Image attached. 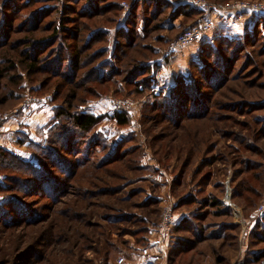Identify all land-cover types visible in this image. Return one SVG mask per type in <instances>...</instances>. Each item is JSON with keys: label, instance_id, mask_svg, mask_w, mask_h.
<instances>
[{"label": "rangeland", "instance_id": "obj_1", "mask_svg": "<svg viewBox=\"0 0 264 264\" xmlns=\"http://www.w3.org/2000/svg\"><path fill=\"white\" fill-rule=\"evenodd\" d=\"M26 1L0 0V42L4 40L2 35H7V25H11L14 30L7 41L9 44L3 50L1 47L0 52L8 50L14 55L30 52L32 49L25 45L27 42L24 40L28 27L34 24V35L41 39L49 37L53 21L71 17L65 23L70 31L78 28L81 23L89 24L80 33L83 36L95 31L102 23L110 25L109 29H105L108 35L105 59L109 62L116 42L115 33L120 28L126 29V21L134 20L135 14V19L138 20L151 19L150 8L153 10L157 3V0H149L151 4L146 0H123L116 12L115 5L120 0H104L98 6L101 7L100 10L109 6L103 15L85 17L65 14L64 10L61 14V8L66 3L64 0L58 3L37 0L23 12L22 5ZM168 1L174 3L184 0ZM205 1L214 9L220 10L233 4H264V0ZM89 3L90 0H75L68 4L82 12ZM160 5L161 2H158L156 10ZM172 11L173 8L166 10L165 14L171 15ZM230 12L240 13L236 18L248 16L247 25H253L264 17V12H254V9L229 10L224 14ZM201 13L204 21H212L215 16L212 24L216 23L217 29L211 41L216 35L232 39V42H223L214 47L212 57L203 58V61H200L198 55L204 38L194 43L193 45H198L197 53L183 71V75L187 76L189 71L196 70L197 68H193V62H196L199 66L206 64L209 72L213 73L209 81H213L215 86L219 85L218 90L212 92L213 86L201 89L202 94L211 97L208 104L210 112L204 118L187 121L184 120L185 117L179 121L178 117L179 126H173L175 121L172 118L167 121L161 105L156 106L161 99L157 96L164 98L169 94L170 87L174 85L172 83H175L170 82L171 78H175V73H179L184 67L180 62L182 69L177 71L179 65L176 64L179 62L173 58L172 46L167 49L165 42L169 40L175 43L180 33L191 24V20L179 13H172L173 21L168 25L176 29L156 31L153 28L148 34L150 38L136 41L135 48H127L128 39L121 40L126 54L115 68L119 69L122 64L120 69L123 73L122 76L113 78H118V82L123 83V86L119 85L123 89L115 90V83L112 81L101 85L100 90L109 96L90 103L86 108V112L100 120L94 131L88 134L90 138L79 141L74 146L76 155H73V151L59 152V158L66 166L86 152L92 155V165L73 179H66L64 168L56 163L51 162V166H47L40 148L51 139L50 129L59 126L55 121L52 98H55V103L60 107L70 112L82 105L83 103H75L72 106L69 99L74 95L76 86L80 85V89L84 87L87 91L93 89L95 83L84 77L89 68L72 70L68 63L58 64V59L53 54L62 43L59 42L36 55L41 58L42 67L50 69L43 71L39 65L40 72L34 77L37 80L29 81V77L33 78L31 73L18 69L23 78L21 86L27 88L22 92L8 82V78L14 74H4L6 79L0 80V102L5 97L7 103L0 105V147L12 150L34 165H42L53 181L66 187L63 186L54 202L52 194L49 195L43 187L47 179L39 182L31 192L21 184L22 193L14 197L21 199L27 208L19 212V215L15 214L16 210H10L9 205L2 208V211L9 212L10 217L5 218L6 220L18 223L6 227L0 221V264H132L138 256L136 248L148 245V239L159 226L165 208H172L177 221L188 214L195 215L194 223L201 225V230L197 236L190 232L177 234L172 231L170 240H174L166 247L164 260L162 252L157 255V259L162 262L159 263L158 260L157 264H264V240L257 237H264V220L262 228H256L257 222L264 218V24L260 29L256 28L257 32L248 41H243L241 37L247 31H252V26L246 29L245 25V28H234L232 32H226L229 29L227 22L231 18H221L219 14L222 12L213 15ZM114 14L116 21L112 20ZM160 17L151 19L153 22L149 23L157 25ZM163 17L165 16L162 15ZM159 38L163 40L160 41ZM50 43L53 45L54 42ZM151 48H159L162 51L159 55L165 59L169 55V63L165 65L159 60L162 57L157 59L160 65L154 66L150 76L148 75L152 80L151 88L141 89L144 92L138 95L133 92V84H130L136 78L131 72L135 71L134 67L140 62L159 57L158 54H151ZM165 50L168 52H164ZM180 50L185 51H180V54L186 53L185 48ZM2 58L0 56V62L5 67ZM136 59L139 61L126 66L128 60ZM181 60L184 63L185 58ZM55 64L60 65L61 72L66 75L72 73L71 79L62 82L61 77L54 76L52 72L57 69ZM51 65L55 67L52 68ZM195 74L197 77L194 81L197 84H208V80L201 74L198 75L197 70ZM147 77L140 82L144 83ZM38 85H41V91L37 94L35 92ZM156 89L160 92H156ZM15 90L17 92L14 94ZM29 101V107L25 108ZM119 103H123L125 109L119 107ZM117 111L129 117L130 123L127 126H118L112 119ZM187 111L191 112L190 104ZM5 115L8 118L1 120ZM9 122L10 125L4 128ZM63 125L71 128L67 122ZM99 135L106 138L107 142L103 143L105 148L102 144H97V151L101 152L97 154L87 147L93 141L92 138ZM130 137L119 150L118 155L126 151L120 161L99 166L98 163L108 157L107 151L111 150L114 143ZM139 166L145 170H141ZM15 175L11 170H1L0 180L2 177ZM26 191H29L27 195ZM9 195L12 194L1 193L0 203L6 201L4 197ZM149 199L158 201L148 207L142 206ZM214 199L223 201L230 211L204 204V201ZM186 200L189 202L183 203ZM32 213L40 217L37 222L25 224L24 219L20 221V215L30 217ZM141 216L158 222L156 225H146L129 221V218ZM200 216L202 218L198 219ZM109 217L115 218V221L112 218L109 220ZM124 219L127 222L123 223ZM147 226L149 231L140 234L141 229ZM139 238L146 241V246L138 245ZM178 238L183 240L181 242L187 252L171 260L168 248ZM121 258L125 259L123 263L119 262Z\"/></svg>", "mask_w": 264, "mask_h": 264}, {"label": "trees", "instance_id": "obj_2", "mask_svg": "<svg viewBox=\"0 0 264 264\" xmlns=\"http://www.w3.org/2000/svg\"><path fill=\"white\" fill-rule=\"evenodd\" d=\"M37 0H27L24 5H22V11L24 12L27 10L29 7H32V3L36 2ZM50 2H59L63 0H48ZM72 1L75 0H64L66 2L62 6L61 14L62 11H65V14H78L80 16H85V17H95V16H101L103 13L107 10L109 7H103V9L100 10L101 7L100 3L101 1L104 0H98V2H95L90 0V3L82 10V12H78L74 7L69 5L68 3H71ZM123 0L117 1L115 5V10L118 11V8L120 6V3ZM148 3H150L149 0H146ZM156 1V0H154ZM158 2H161V5L158 10H156V5ZM98 3V4H97ZM156 5L153 7L154 9L152 10L150 8V13H151V19L155 20L158 17L159 22L157 25L152 26L150 23L153 22L151 19H135L137 15L133 14L134 20H127L126 21V29L125 28H120L117 33H115V39L116 42L114 43L113 50L111 53V61L109 62L106 58L107 52H106V44L108 43V35L107 31L105 29H109L110 25L106 23H102V25L97 28L95 31L88 32L87 35L83 36L80 35V33L84 32V30L89 27V24L81 23V25L76 28L75 30H69L68 27L65 26V23L71 19V17L64 18L63 20L59 19L56 21L52 22V30L51 34L49 37H43L41 39H38L36 35H34V31L36 30V26L32 24V27H28V34L24 38V40L27 42L25 45L27 47H30L32 50L30 52H25L23 55L18 54L14 55L13 53L9 52L8 50L6 51H1L0 56L3 58V63L4 66L2 65V62H0V80L3 81L6 78L4 74H7L8 72H11L13 77L10 79L8 78V82L11 86L14 88H18L21 92L24 89H27L26 87L23 88L21 86L22 83V76L19 74L18 69L22 68L23 71L25 72H30L32 79L29 77V81H35L37 79H34V77L38 76V72H40V66L41 69L44 71L50 70L47 67H42V64H40L41 58L36 57V55L42 54L45 49L49 46H54L58 44L59 42H62L59 44L57 47V50L54 52L53 57L56 56L57 63L60 65H64L68 63L69 67L72 68V70H80L85 67L89 68V71L84 73V77L88 78V81L91 83H95L93 85V89L90 90H84V87L79 88V86L75 87L74 90V95L71 96L69 99V102H72V106H74L75 103H80L79 107L74 109L72 112L65 110L64 108L60 107L57 103H55V98H52V103L54 105L53 111L55 112V121L57 124L59 123V126H56L54 128L50 129L51 132V139H48L47 142H45L42 147L40 148L41 150V155L42 157L46 160L47 166H51L52 163H56L59 165L61 168H64V173L66 174L65 177L66 179H73L75 176L78 174L82 173L83 170H86L90 165V159L92 158V155H90L88 152L84 153V156L75 159L76 161L70 163L68 166H66L65 162L59 158V152L62 151H73V155H76L75 150H73L74 146L79 143V141L86 140L87 138H90L88 134L94 131L95 126L99 123V117H96L95 115L86 112V108L90 103H93L97 100H100L102 98H105L109 95L108 93L103 92L100 90L101 85H104L110 81L115 83V90L119 91L123 89V83L118 82V78H113L117 76H122L123 70L120 69L122 68V64L120 65V68L116 69L117 64L121 62L123 57L125 56V51L123 49V44L121 43V40L128 39L127 43V48H135L137 45L134 46V43L136 41H144L147 38H150L148 36L149 33H151V29L154 28L156 31H172L176 29L174 26L170 27L167 29L168 23L170 24L171 21H173V15L172 13H179L181 14L182 17H185L186 19L191 20V24L185 28L181 33L183 34L186 31H189L191 29L200 27V25L204 21V16H202L201 11H199L196 7H194L192 4H190L187 0L184 1H177V2H170L168 0H157ZM151 4V3H150ZM173 6V7H172ZM173 8V11L171 15H166L165 12L166 10H171ZM110 9V8H109ZM72 10V12L70 11ZM74 10V11H73ZM156 12H153L155 11ZM69 11L71 13H69ZM160 13V14H159ZM117 14V13H116ZM116 14L115 16L111 17L113 18L112 20L116 21L117 18ZM162 15L165 17L162 18ZM38 22V21H37ZM109 22V21H108ZM150 22V23H149ZM148 24V27H147ZM264 24V17H262L261 20L255 21L253 25H246V29L248 26H252V31H247L246 34H244L241 38L243 41H248V39L252 36L253 33H256L257 30L256 28L260 29V27H263ZM2 27V26H1ZM264 29V28H263ZM130 32V34H129ZM2 33L1 28H0V34ZM14 33L13 28L11 25H7V35L5 33L4 40L0 42V48L2 50L4 49V46L9 44L7 41L10 39L11 34ZM260 33V32H258ZM179 35V36H180ZM178 36V37H179ZM217 36V37H216ZM213 39V41L209 42H201L202 47L199 50V55L198 58L200 61H203V58L208 59L212 57V54L215 52V48L217 45L223 42H232V39H229L227 37L219 36L216 35ZM240 38V39H241ZM64 42H63V40ZM120 39V40H119ZM62 40V41H60ZM160 41L163 40V38H159ZM54 42L53 45H50V42ZM167 43V49H170L171 46L174 45V42H171L169 40H166ZM95 46H98V48H95ZM1 50V49H0ZM98 50V51H97ZM100 50V52H99ZM150 50V49H149ZM164 50V49H163ZM162 52V51H161ZM160 49L159 48H151V54L153 55H159ZM164 52H168L165 50ZM151 55V56H152ZM169 56V55H168ZM163 58L161 55L155 59H148L147 61H142L138 65H136L135 71L131 72L132 76H136L135 82L133 83L131 79L128 78L130 81V84H133L134 93L135 94H143L144 90L141 91V89L145 88H151V82L152 80L150 79V73L153 70L154 66H158V58L162 57L163 63L165 65H168V59ZM145 58L147 56H144ZM149 58V56L147 57ZM52 59V57H51ZM104 59L106 60L104 62ZM157 60V61H156ZM135 61H139V59L136 60H128L126 63V66H129L133 64ZM103 62V63H101ZM161 63V64H163ZM194 63V64H193ZM193 68H197V73L198 75L201 74L204 79H207L208 84L206 83H201L197 84V81L195 82V78L197 77V74H195V69L192 71H189L188 75H180L176 78L175 83L172 87L169 89V94L166 97H160V95L157 96V98H161L158 100L156 103V106L161 105L162 107V112L164 117L167 119V121L174 120L173 126H177L179 124V121L184 120H191V119H196V118H204L211 110V107L208 108V104L210 102V96H206L202 94V88L204 87H211L213 86L212 92H216L218 89V86H215V83L213 81H209L213 73L209 72L208 67L206 64L203 63V66H199L196 64V62H193ZM55 64L57 66V69H54V72L52 74L54 76L61 77V81H66L70 80V73L69 75H66L65 72H61L60 70V65ZM40 65V66H39ZM160 65V64H159ZM52 66V65H51ZM55 66H52L55 67ZM124 67V65H123ZM71 70V69H70ZM209 72V73H208ZM120 74V75H119ZM149 75V76H148ZM131 76V77H132ZM148 76V77H147ZM147 77L145 79L144 83H141L140 81L142 78ZM15 79V80H14ZM61 83V82H60ZM59 83V84H60ZM214 83V84H213ZM58 84V83H57ZM58 84V85H59ZM129 84V85H130ZM197 84V86H196ZM122 85V86H119ZM56 87V85L54 86ZM141 87V88H140ZM195 88V89H194ZM41 85H38V88L36 87V92L39 93L41 90ZM17 91H14V94ZM79 94H82L83 96L81 97ZM11 96L13 93H10ZM22 96V94H20ZM68 95V94H66ZM14 96V95H13ZM192 99V100H191ZM162 101H165L162 103ZM7 103V99L4 97L2 102H0V105H4ZM190 104V109L191 112L187 111L188 105ZM213 106V102H212ZM69 107V106H68ZM160 107V108H161ZM198 108V109H197ZM195 110V111H194ZM194 111V112H193ZM171 115V116H170ZM178 117H180V120L178 121ZM172 118V119H170ZM112 119H114L117 122L118 126L125 127L127 126L130 121L129 117L125 113H120L116 112ZM177 121V122H176ZM67 122L70 125V129L66 128L63 124ZM63 125V126H62ZM179 126V125H178ZM54 135V136H53ZM95 137V136H94ZM134 138V137H132ZM93 141L89 143L87 149L90 148V150L95 151V153L99 154L101 152L97 151L96 146L97 144H102L104 142H107L106 138H102L100 135L92 138ZM130 138H122L121 140L117 141L116 143L113 144V146L110 148V151H107L108 156L105 160H102L101 163H98L99 166H104L108 163L115 162V161H120L123 157V154H125L126 151H121L122 154L118 155L120 153V149L122 146L130 140ZM133 140V139H132ZM87 141V140H86ZM106 145V144H105ZM104 146V145H103ZM64 147V148H63ZM71 147V148H69ZM104 146L103 148H105ZM90 151V152H93ZM97 151V152H96ZM99 152V153H98ZM94 154V152L92 153ZM48 159V161H47ZM142 169L141 166H139ZM11 170L14 172L16 175L14 177H2V180H0V194L3 192L10 193L12 195H9V197H4L6 201H3L0 203V221L3 222V224L6 227L9 226H14L15 220H6L5 218H9V212L8 211H2L3 206L9 205L10 210H16L15 214L19 215L18 213L21 212L23 209L27 208V205L24 207L23 201L18 199V197H14V195H20L22 193V187L21 184H23L25 187L29 189L31 192L35 188H37V185L39 182H43L44 179L46 180V184L43 186L46 188L45 190L49 195L53 197V201H57L56 195L59 196L61 193V190L66 185H58L55 181H53L52 178L46 173V169L42 165H34L26 160H24L20 155L17 153L13 152L12 150H8L5 148L0 147V171L1 170ZM145 170V169H144ZM29 191H26V195L29 193ZM112 192H114L112 190ZM195 199H193L194 201ZM1 201V200H0ZM158 200H152L149 199L148 201H145L142 206L148 207L151 205L153 202H157ZM189 201L186 200L183 203H188ZM204 204L207 206H213V207H223L227 212L230 211L225 206V203L221 200H206L204 201ZM2 205V206H1ZM29 208V207H28ZM5 212V213H4ZM223 214L226 216V212H223ZM222 214V215H223ZM24 214L22 216L20 215V221L24 219L25 224H33L37 222L40 217L34 215V213L30 214V217H24ZM28 215V214H27ZM228 216V215H227ZM24 217V218H23ZM112 217H109V220ZM198 219L202 218L197 217ZM126 219V218H125ZM123 221L127 222V220ZM131 222L134 223H146V225H156L158 220L151 221L147 217H138V218H129ZM264 218L257 222L256 228L260 229L262 228L261 223L263 222ZM112 221H115V218H112ZM195 221V215L188 214L183 218H180L177 224L174 227V231H176L177 234L184 233V232H190V234H193L194 236H197V233L201 230V225L198 223H194ZM264 229V228H263ZM149 231L148 226L141 229L140 234H145ZM264 232V231H263ZM263 235V233H262ZM258 239L263 238L262 241L264 240V237H261L257 235ZM174 239H171L170 242H173ZM180 238L177 239L176 243H171L168 248V256L169 259L174 260L178 258L179 256H182L185 252H187L186 248L183 247L182 242ZM185 242V241H184ZM138 245L141 246H146V241L143 238H139L137 241ZM188 243V242H187ZM169 244V243H168ZM182 248V250H181Z\"/></svg>", "mask_w": 264, "mask_h": 264}, {"label": "built area", "instance_id": "obj_3", "mask_svg": "<svg viewBox=\"0 0 264 264\" xmlns=\"http://www.w3.org/2000/svg\"><path fill=\"white\" fill-rule=\"evenodd\" d=\"M189 3L192 4L194 7H196L198 10L203 12L206 15H213L218 12H222L219 15L224 14L225 12L229 10H238V9H254V12H264V4L262 3H243V4H233L229 5L226 9H214L209 3H207L205 0H189ZM212 26V22L210 21H203V23L200 25V27L191 29L189 31L184 32L180 35V37L177 40V45L180 47H186L189 45H192L194 43H197L199 41H202L205 34L210 30ZM166 72V71H163ZM161 72V73H163ZM156 92H160L158 89H156ZM29 102H27L25 108L29 107ZM119 107H123L125 109V105L123 103L118 104ZM7 115L3 116L1 120H5ZM172 208H165L162 214V219L159 223V226L155 231L152 233L154 235L156 241H153V244L155 245H161L165 243L167 239L170 240V237L172 235V231H174V227L177 224V219L174 214H172ZM164 252H162V259L164 260ZM159 263H162L160 259H158ZM162 260V261H163ZM125 261L124 258L120 259V263H123Z\"/></svg>", "mask_w": 264, "mask_h": 264}, {"label": "crops", "instance_id": "obj_4", "mask_svg": "<svg viewBox=\"0 0 264 264\" xmlns=\"http://www.w3.org/2000/svg\"><path fill=\"white\" fill-rule=\"evenodd\" d=\"M237 14H240V13L230 12L229 14L226 13V14L219 15L221 18H225V17H226V19L231 18L227 22L229 29H227L228 31H226V29H225L226 32H232L231 30H234V28H240V27L245 28V25H247L246 23H247L248 16L245 15V16H242L240 18H236ZM213 18H212V21H213ZM207 21L212 22L211 20H207ZM234 21H236V22H234ZM232 25H234V26L231 27L232 29H230V26H232ZM169 27H171V26L168 25L167 28H169ZM215 27H216V23H213L210 30L205 34V36H204L205 40L203 42L211 41V38L215 35V31H216L215 29H217ZM218 30H221V29H218ZM225 31H224V34L226 33ZM183 48H185L186 53L180 54L179 53L180 51H182V52L184 51V50H180ZM197 50H198V45L192 44V45H189L186 47H180L177 45V41L174 43V45L171 48V52L173 53V58L176 59V62H179L176 64V65H179L177 68V71H179V69H182V66H181L182 64L184 67H183L182 71H180L179 73H175L176 74L175 78H171V81H170L171 83H172V81L175 82V80L178 76L184 74L183 71L186 70L185 68H187L190 59L193 58V56L197 53ZM188 52H190V53H188ZM179 56H180V58H179ZM182 58L183 59L185 58V60L183 61L184 63H182V60H181ZM180 62H181V65H180ZM172 84H174V83H172ZM9 125H10V122L4 128L8 127ZM18 144L20 145L19 142H18ZM22 147H24V146H22ZM149 237H151V232L149 234ZM148 241H149V243L146 247H140L139 246L136 248V252L138 253V256H136L135 261L132 262V264H155V263L157 264V261H158L157 255L161 252H165V249L168 246V243L170 242V240L167 239L165 241V243L163 244V246L155 245V244H153V241H156L154 235H152V237L150 239H148Z\"/></svg>", "mask_w": 264, "mask_h": 264}]
</instances>
